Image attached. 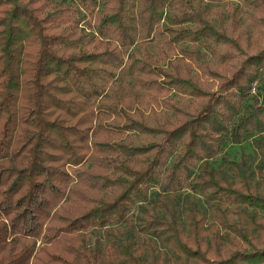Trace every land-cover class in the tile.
<instances>
[{"label": "trees", "instance_id": "16d2710c", "mask_svg": "<svg viewBox=\"0 0 264 264\" xmlns=\"http://www.w3.org/2000/svg\"><path fill=\"white\" fill-rule=\"evenodd\" d=\"M211 1L0 0V264H264V47L209 88L178 42L239 50ZM171 90L161 118L136 104ZM248 138L252 164L208 163Z\"/></svg>", "mask_w": 264, "mask_h": 264}, {"label": "rangeland", "instance_id": "374dc122", "mask_svg": "<svg viewBox=\"0 0 264 264\" xmlns=\"http://www.w3.org/2000/svg\"><path fill=\"white\" fill-rule=\"evenodd\" d=\"M239 4L240 10L237 12L240 21L235 25L231 23V15L230 11L234 4ZM212 8L209 12V16L216 20L215 22L219 23V17H222L224 21L223 24L220 23L222 30L225 31V34L230 36L233 39L239 40V50L233 47H229L222 43H216L212 41L204 42L203 40H199L196 42H191L187 40H183L182 42H178L183 46H188L189 48H198L200 54H196V57H199L196 60H192L193 70L198 75L202 76L205 81H208L207 85L212 89L216 87L219 82V77L222 75L229 74L232 70L237 68L240 60L254 51L259 50L264 47V15L261 16L259 13L256 15V10L252 7L245 5L240 0H215L211 1ZM171 11V9L169 10ZM258 16H261L259 18ZM90 19V17H87ZM166 21V19H165ZM207 43V44H206ZM150 52L159 60L161 64H166V59L164 57L165 54L171 55L172 48L169 47L159 34H155L153 40L149 43ZM141 44H135L134 49L140 50ZM192 46V47H191ZM220 53L225 56L221 58ZM227 57V58H225ZM202 63V64H201ZM211 70H209V69ZM214 74H213V73ZM264 82V69H261L254 81L251 84L250 92L252 94L256 93L261 84ZM145 97L141 98V101L136 103L137 106L144 109L145 111H150L151 108L154 109V115L161 118L164 114H170V106L172 103L181 102L183 99H187L188 97H183L182 95L176 93L175 91H170L169 93H163V95H159L157 97V102H152L153 104L149 106L147 99ZM144 99L143 103L142 100ZM129 138H133L134 142L140 143L144 142L147 139L152 138V136L147 135L141 132H135L127 134ZM158 138L157 135L154 136ZM256 147L252 143V139L248 138L240 143H235L230 139H225L221 143V151L216 158L208 159V163L214 167H222L229 174H233V166L231 164L232 161H237L241 156L245 154H249V161L252 164L253 160L256 158ZM172 159V158H171ZM199 161H197V164ZM257 178L254 176L253 182H256ZM156 189V186L152 187L150 190ZM191 197L198 201L201 208L206 207V203L204 202L203 196L200 194L191 192L189 190H185ZM153 195L151 193L150 199L146 202L148 206H152ZM140 203H136L131 207L130 213L138 214V205ZM182 222L186 228V221L182 219ZM88 236V234H87ZM93 237L88 236L89 243L93 242Z\"/></svg>", "mask_w": 264, "mask_h": 264}]
</instances>
